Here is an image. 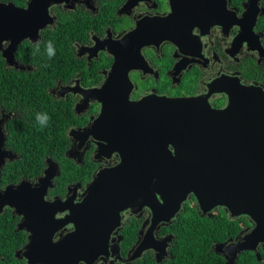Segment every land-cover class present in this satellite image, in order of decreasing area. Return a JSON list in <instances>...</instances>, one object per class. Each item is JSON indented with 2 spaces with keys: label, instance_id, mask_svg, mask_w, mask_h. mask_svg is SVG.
<instances>
[{
  "label": "flooded vegetation",
  "instance_id": "af4514ba",
  "mask_svg": "<svg viewBox=\"0 0 264 264\" xmlns=\"http://www.w3.org/2000/svg\"><path fill=\"white\" fill-rule=\"evenodd\" d=\"M129 1L51 3L47 7L49 21L37 35L24 38L11 48L14 65H8L3 55L16 42H0V73L11 71L13 77L25 79L23 87L12 86L9 94L2 95L0 194L14 190L9 192L13 199L32 201L42 194L37 189L44 185L45 203L43 207L29 204L25 218L14 205L1 207L0 264H29L23 253L32 241L38 243L37 252L55 250L56 244L74 232V223L63 221L81 202L94 175L118 163L115 153L109 158L97 157L94 136L89 134L102 109L100 102L90 100V94L103 88L113 92L112 86H104L107 81L113 83L110 79L123 84L117 88L128 91L132 102L151 95L193 98L206 101L213 109L224 108L228 97L221 91L210 92V86L222 87L228 82L264 91V0H174L173 5L185 14L173 20L169 17L173 11L171 0H137L127 5ZM29 2L0 1L19 9H27ZM180 19L190 26L183 25ZM138 22L145 23V34L163 38L142 45L136 54V47L143 42L133 37ZM116 54L124 60L122 67L113 72ZM130 56L134 61L131 65ZM126 82L129 88L125 87ZM40 92L51 101L38 99ZM45 114L55 129H46L39 138L46 141L64 136L67 146L60 158L58 148L62 144L41 147L36 163L31 143L20 140L21 127L30 133L31 123ZM56 123L61 125L57 128ZM23 164L35 166L33 173L21 171L23 175L15 179V172L10 170ZM83 166L87 174L82 178L76 173ZM156 200L161 202L158 195ZM192 209L200 218L222 216L238 228L233 237L212 246L217 264H224L228 247L254 227L247 216L232 217L222 207L213 209L210 216L202 215L191 195L167 222L158 220L149 206L137 200L120 212L119 224L107 240L106 253L97 255L91 263L77 264H174L176 221ZM45 235L50 236V246L39 239ZM217 245L219 252L214 250ZM263 252L264 244L238 252L234 264H246L248 255L261 261Z\"/></svg>",
  "mask_w": 264,
  "mask_h": 264
},
{
  "label": "water",
  "instance_id": "95a60500",
  "mask_svg": "<svg viewBox=\"0 0 264 264\" xmlns=\"http://www.w3.org/2000/svg\"><path fill=\"white\" fill-rule=\"evenodd\" d=\"M61 1L30 0L27 9L0 3V42H16L3 55L8 65H14L11 48L24 38H34L49 21L47 7ZM173 1L172 20L185 14ZM183 19L182 24L190 26ZM144 30L145 23L138 22L133 37L143 42L136 54L142 45L163 38ZM123 60L115 55L113 72L122 67ZM128 63L134 64L133 57ZM110 81L113 83L107 81L104 86H112L113 92L103 88L90 94V100L100 102L102 109L89 134L94 136L97 157L109 158L115 153L119 161L94 175L81 202L63 221L74 223V232L56 244L55 250L37 252L38 243L32 241L23 253L29 264L91 263L106 253L110 232L130 204L141 200L158 220L167 222L188 195L196 199L202 215L210 216L213 209L222 207L232 217L245 215L253 222L252 230L228 247L224 264H234L238 252L264 244V91L228 82L222 87L210 86V92L221 91L228 97L224 108L213 109L206 101L193 98L151 95L132 102L128 91L117 88L123 84ZM125 87L129 88L127 82ZM43 186L37 189L42 190L38 199L27 202L13 199L9 192L14 190H7L0 194V209L14 205L27 217L29 204H45ZM45 236V241L39 239L50 246V236ZM219 247L215 246V252Z\"/></svg>",
  "mask_w": 264,
  "mask_h": 264
},
{
  "label": "trees",
  "instance_id": "16d2710c",
  "mask_svg": "<svg viewBox=\"0 0 264 264\" xmlns=\"http://www.w3.org/2000/svg\"><path fill=\"white\" fill-rule=\"evenodd\" d=\"M5 1V0H0ZM3 67V62L0 60V70ZM14 72L7 71L0 73V106H2V101L4 100L2 95H7L11 91L12 86H22L25 85V79L23 77H13ZM23 75V74H19ZM51 84H48V86ZM38 99L47 100L45 98V93L40 92L36 95ZM10 100V99H9ZM51 101V100H47ZM9 102V101H8ZM32 108V107H31ZM44 115V114H42ZM47 114L45 116H41L37 120H34L31 123L30 133L24 132L25 127H21L22 129V138L20 139L24 143H31V153L35 157V162L37 163L36 156L39 157L38 151L41 147H45L46 145H60L59 147V155L58 158L62 157V153L64 148L67 146V141L64 136H61L58 140H46L43 141L39 137L44 133L46 129L54 130L52 127V121L47 118ZM61 124L56 123V127L58 128ZM18 127V126H16ZM39 130V131H37ZM38 139H37V138ZM39 141V142H38ZM53 155V154H52ZM57 155V154H55ZM40 158V157H39ZM42 159V158H41ZM18 161L11 163L9 166H13ZM41 162V160H40ZM40 162L36 165V168L39 167ZM35 166H30L27 164L16 165L10 171L15 172V179L20 178L23 174L21 171H27L29 173H33ZM68 171V170H66ZM87 174L86 166L78 169L76 173L77 176H83ZM189 215L181 216L177 219L175 233L177 236V242L175 246L176 253V261L174 264H217L218 257L213 252L212 246L216 243H220L226 240L228 237H233L235 233H237V227L233 226V223L229 219H223L222 216L215 215L210 218L202 217L200 218L197 215L195 209L190 210ZM250 256V260L247 259L246 264H264V252L261 255L262 260L257 261L253 256ZM169 264V262L167 263Z\"/></svg>",
  "mask_w": 264,
  "mask_h": 264
},
{
  "label": "bare ground",
  "instance_id": "6f19581e",
  "mask_svg": "<svg viewBox=\"0 0 264 264\" xmlns=\"http://www.w3.org/2000/svg\"><path fill=\"white\" fill-rule=\"evenodd\" d=\"M17 200H18V198H16ZM20 201V200H19ZM64 225V224H63ZM58 226V225H57ZM50 227V226H49ZM48 228V227H47ZM46 232V231H45ZM45 241V240H44ZM50 241V240H49ZM39 243H40V241H39ZM41 247V246H40Z\"/></svg>",
  "mask_w": 264,
  "mask_h": 264
},
{
  "label": "rangeland",
  "instance_id": "374dc122",
  "mask_svg": "<svg viewBox=\"0 0 264 264\" xmlns=\"http://www.w3.org/2000/svg\"><path fill=\"white\" fill-rule=\"evenodd\" d=\"M215 213H217V211H215Z\"/></svg>",
  "mask_w": 264,
  "mask_h": 264
}]
</instances>
